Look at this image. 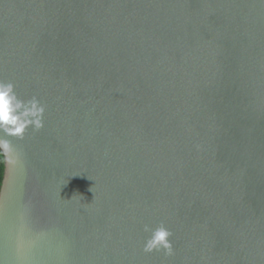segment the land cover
I'll list each match as a JSON object with an SVG mask.
<instances>
[{"label": "water", "instance_id": "obj_1", "mask_svg": "<svg viewBox=\"0 0 264 264\" xmlns=\"http://www.w3.org/2000/svg\"><path fill=\"white\" fill-rule=\"evenodd\" d=\"M0 79V264H264V0H0Z\"/></svg>", "mask_w": 264, "mask_h": 264}, {"label": "clouds", "instance_id": "obj_2", "mask_svg": "<svg viewBox=\"0 0 264 264\" xmlns=\"http://www.w3.org/2000/svg\"><path fill=\"white\" fill-rule=\"evenodd\" d=\"M46 105L37 97L22 99L16 92V85L0 79V164L16 166L20 156L13 148L12 140H23L27 131H40L45 126ZM150 233L144 241L145 253L163 252L173 255L172 232L163 224L156 228L144 225Z\"/></svg>", "mask_w": 264, "mask_h": 264}, {"label": "trees", "instance_id": "obj_3", "mask_svg": "<svg viewBox=\"0 0 264 264\" xmlns=\"http://www.w3.org/2000/svg\"><path fill=\"white\" fill-rule=\"evenodd\" d=\"M4 171H5V166L3 164H0V190L3 182Z\"/></svg>", "mask_w": 264, "mask_h": 264}]
</instances>
